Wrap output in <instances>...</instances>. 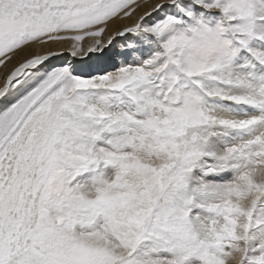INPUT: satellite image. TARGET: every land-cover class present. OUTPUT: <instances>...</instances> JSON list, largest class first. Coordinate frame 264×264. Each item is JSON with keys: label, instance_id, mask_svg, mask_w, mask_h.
Wrapping results in <instances>:
<instances>
[{"label": "snow or ice", "instance_id": "1", "mask_svg": "<svg viewBox=\"0 0 264 264\" xmlns=\"http://www.w3.org/2000/svg\"><path fill=\"white\" fill-rule=\"evenodd\" d=\"M0 264H264V0H0Z\"/></svg>", "mask_w": 264, "mask_h": 264}]
</instances>
